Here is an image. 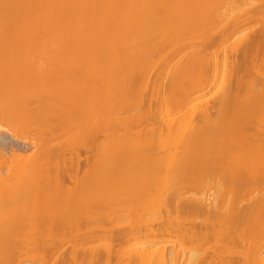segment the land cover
<instances>
[{"label":"bare ground","instance_id":"obj_1","mask_svg":"<svg viewBox=\"0 0 264 264\" xmlns=\"http://www.w3.org/2000/svg\"><path fill=\"white\" fill-rule=\"evenodd\" d=\"M249 1L0 0L2 149L29 145L39 125L50 134L37 153L0 151V264H47L45 248H27L39 222L26 230L47 214L87 220L95 238L124 215L119 264H264V28L251 32ZM70 147L97 157L78 181ZM41 177L59 191L53 206ZM20 203L43 211L27 219ZM105 234L62 263L112 264Z\"/></svg>","mask_w":264,"mask_h":264},{"label":"rangeland","instance_id":"obj_2","mask_svg":"<svg viewBox=\"0 0 264 264\" xmlns=\"http://www.w3.org/2000/svg\"><path fill=\"white\" fill-rule=\"evenodd\" d=\"M251 1V0H250ZM249 1V3H250V5H251V2ZM253 2H254V0H253ZM255 2L257 3H254L255 5H256V7H255V5H254V7H253V9L251 8V11L253 12V10L254 9H256V10H254V12L255 13H252V20L250 21V23H249V27H251V32H253V33H255V34H259V32H260V30L261 29H263L264 28V4H263V2L264 1H262L261 0V2H260V0H255ZM260 3V4H259ZM253 5H251V6H253ZM259 5H261V6H259ZM262 7V8H261ZM252 33V34H253ZM253 36H255V35H253ZM257 36V35H256ZM229 44H231V43H229ZM229 44L228 45H226V47L227 46H229ZM225 47V46H224ZM224 47H222V48H224ZM231 47V46H230ZM262 69H263V65H262ZM216 96H217V94H216V91H213V92H210L209 94H208V96H207V98L205 99V102H208V103H213L214 101H215V99H216ZM34 104V101H31V106H34L33 105ZM41 124V123H40ZM46 126V125H45ZM45 126H43V125H39L38 127H40V128H42V130H40V129H38V128H34L35 130H33V129H31V131L28 133V137H29V140H28V142H27V144H29V145H31V147L29 146V145H26V146H24V147H22V149H23V151H22V149L21 148H18V147H14L13 148V146H12V148H10V149H7V150H4V149H2V147H4L5 145L3 144V143H0V151H1V157H3V155H7V158H9L11 155H12V150H16L17 148H18V152H17V150H16V153H18L19 154V150H20V152L22 153V155H25V156H28V155H30V153H32V150H34L35 149V147H36V149H37V146L35 145V146H32L34 143H38L37 145H39V143L41 142V137H42V135H43V137L42 138H44V136H45V132H47V134H46V138H49L50 137V134H49V136H48V132H49V130H48V128L47 127H45ZM43 128H46V130L45 129H43ZM4 130H6V129H3V130H0V131H4ZM40 130V131H39ZM44 130V131H43ZM43 131V132H42ZM5 132H8L7 130L5 131ZM39 132V133H38ZM10 133V132H9ZM31 133V134H30ZM38 134H42L41 135V137H40V135H38ZM57 134V136L59 135L58 134V132L56 133ZM31 137V138H30ZM38 138H39V140H38ZM55 138V137H54ZM34 139V141H32ZM30 141H32V144H31V142ZM39 141V142H38ZM57 142H59V141H57ZM56 141L54 142V143H56V144H58ZM2 144V145H1ZM55 144V145H56ZM29 146V148H31L32 150H27V148L26 147H28ZM33 147H34V149H33ZM7 148V147H6ZM24 148H26V149H24ZM35 149V150H36ZM38 150V149H37ZM37 150H36V153H37ZM67 151H65L66 153L65 154H68L67 155V157L66 158H68V159H66L65 157H64V155L63 156H61L62 158H65L67 161L66 162H70L71 164L69 165V168H71L72 166H73V161H75L76 159H78L77 158V153H79V151H80V153H79V155H80V163L78 164V165H75V168H76V170H74L73 172H74V174H76V175H74L75 176V178L77 179V181L81 178H83L84 176H85V174L86 173H84V172H89L91 169H90V167L92 168V166H93V164L91 163L93 160V162H95V160L97 159V157H96V153H94V152H92V151H89V150H87L86 148H79V149H77L78 150V152H76L77 150H75V149H73L72 147H70V148H68V149H66ZM2 152H3V154H2ZM68 152V153H67ZM71 152H73V153H71ZM6 153V154H5ZM11 153V154H10ZM15 153V154H16ZM70 153V154H69ZM94 153V154H93ZM14 154V153H13ZM34 154V153H33ZM32 154V155H33ZM72 154H74V157L72 156V158H70V155H72ZM123 155H125L124 157H122ZM123 155H121V156H117L116 155V158H114L115 157V155H113V156H111V158H110V162H108V164L113 168V166L115 167L114 169H116V168H118V164H119V162H118V159H123V158H125L128 154H123ZM96 158H94V157ZM92 157L94 158V159H92ZM120 157H122V158H120ZM6 158V157H5ZM12 158V157H11ZM13 158H14V155H13ZM13 158H12V160H13ZM61 158V162L62 163H65V160H63ZM74 158H75V160H74ZM4 159V158H3ZM8 160V159H7ZM54 160H55V158H54ZM91 160V161H90ZM8 162V161H7ZM11 162V160L9 159V162L8 163H10ZM76 163H78V162H76L75 161V163L74 164H76ZM66 164H68V163H66ZM66 164H63L62 166L63 167H66ZM88 164L90 165V166H88ZM114 164V165H113ZM9 165H7V164H5V162L0 158V170L1 171H4V170H6L7 168L6 167H8ZM71 166V167H70ZM63 167H60L61 169L63 168ZM68 167V166H67ZM80 167V168H79ZM65 169V168H64ZM68 168H66V170H67ZM87 170V171H86ZM89 170V171H88ZM75 171H77L76 173H75ZM72 173V172H71ZM73 174V173H72ZM36 175H37V177H39L40 175H42V174H40L39 175V173H36ZM39 175V176H38ZM78 175H80V176H78ZM43 176V175H42ZM37 177H36V179H37ZM79 177V178H78ZM40 178V177H39ZM39 178H38V180H39ZM63 178H65V177H63ZM63 178H62V180H63ZM74 178V177H73ZM68 177H66L65 178V180H66V184H65V186H63L62 184H60L61 182V180L60 181H58V182H60L59 184L61 185L60 187L61 188H59L61 191H60V196H66V193L69 191V190H71L74 186V184H71L72 183V181H74L73 179H69ZM76 179H75V182H76ZM38 180H36V181H38ZM44 182V180H42V177H41V179H40V182H37V183H39L40 185L41 184H43V182ZM46 181V180H45ZM54 181V180H53ZM71 181V182H70ZM50 182V181H49ZM45 183L44 182V184H47L46 186H48V188H49V185L48 184H50V183ZM55 182V181H54ZM56 183V182H55ZM53 184L54 183H52L51 185L53 186ZM58 184V183H57ZM72 185V186H71ZM56 186V185H55ZM41 188V187H40ZM43 188H45V186L43 185ZM46 189H47V187H46ZM47 191H48V189H47ZM52 191H55V193H59V191L58 190H53V188L52 189H50L49 188V191L48 192H46L48 195H47V197H46V195H45V197H46V199H47V203H46V205L48 204L49 205V203L50 202H53L52 201V199L51 198H54L53 197V193L54 192H52ZM57 191V192H56ZM44 192H45V190H44ZM64 193H65V195H64ZM43 194H45V193H43ZM59 195V194H58ZM54 196H55V194H54ZM56 196H57V194H56ZM55 196V197H56ZM60 196H59V198H60ZM63 197H61L60 199H61V201L60 202H62V199H64L63 200V202H62V205L63 206H61V207H63L64 209L65 208H69L70 206H65V205H67L68 204V201H69V198H70V196H69V198L68 199H66L67 197H68V195L66 196V198H63ZM42 198V197H41ZM56 198H58V197H56ZM59 198L57 199V200H59ZM51 199V200H50ZM48 201H49V203H48ZM54 201H55V198H54ZM37 202H39V200H37ZM37 202L35 203V204H37ZM59 201H58V203H60ZM28 203H30V202H28ZM43 203V202H42ZM57 203V202H56ZM56 203H54V206H57V209H59V206L56 204ZM66 203V204H65ZM22 204H24V202L22 203ZM39 204V203H38ZM41 204V203H40ZM51 204V203H50ZM65 204V205H64ZM19 205V204H18ZM18 205H16V206H18ZM20 205H21V203H20ZM25 205V204H24ZM30 205L31 204H29V207H30ZM33 205V204H32ZM45 204H43L42 206H44ZM52 205V204H51ZM59 205H61V204H59ZM28 205H26V206H23V205H21V206H19V212H22L21 214H23L24 212H25V216H26V214H31V209H32V212H36V211H39L40 212V210H42L43 208L41 207V206H39V205H34V206H36L35 207V209L33 210V207L31 206V208H29L28 209V207H27ZM53 206V205H52ZM21 207V208H20ZM25 207L27 208V209H25ZM41 207V208H40ZM15 209H17L16 207H14ZM12 209V210H14V212H17V211H15V209ZM36 208H38V210L36 209ZM55 209H56V207H54ZM63 208H61V209H63ZM43 211V210H42ZM59 211H60V209H59ZM64 211V210H63ZM122 211H126V212H124L125 213V215L127 214V212H129L128 210H125V208H124V210H122ZM39 212H37L36 214H39L40 215V213ZM57 211H54V213H55V215L56 216H60V214H58V212L56 213ZM61 212H62V210H61ZM116 213H121V209H118V211H117V209H116V211H115ZM42 213H44V212H42ZM65 213H66V211H65ZM123 213V214H124ZM18 214V213H17ZM35 214V213H34ZM35 214V215H36ZM45 214V213H44ZM64 213H62V215L61 216H65V215H63ZM116 215V214H115ZM114 214H113V216L111 217V222H110V220L108 219V222L106 223L105 221L103 222V224L102 225H106V227L105 228H100V227H96V228H98V230H99V228H100V233H97V231L95 230L96 228L95 227H92L93 228V233H94V231L97 233V237L98 238H95V236H93V235H91L90 233V230H89V228L91 227H87V226H89V225H91V223H89V222H87V220H86V222H85V220L84 221H80V223L78 222V224H77V221L78 220H75V218L73 219L74 220V223H73V225H78L76 228L71 224L72 222H73V220H71V219H69L70 217L69 216H65L64 217V220L62 221H60V220H58L57 222L55 221H52L51 219H50V216H49V214H47L46 216L45 215H41V217H40V221H38V217H37V215H36V217H37V220H35L36 219V217L35 216H33V214H32V216L33 217H35V218H33V220H31L30 218H29V220L30 221H27L28 223V225H29V227L27 228L26 227V230L28 231L30 228H33V230L36 228V231L34 230V232L37 234V239L35 240V239H33L34 241H32V242H29V244H28V247L27 248H45L44 249V254H45V257H46V261H47V264H63L62 262H64V260H66V257L68 256V254L70 253V251L72 250V248H89L91 245H89V243L88 242H90V241H92L93 243V245H94V243H96L97 242V240L98 241H100L99 243H97V244H95V245H97V246H100V248H102V246H103V244H102V240L103 239H105L104 238V236L106 235L105 233H113V248H114V253H113V255H112V264H119V260H118V256H117V252L121 249V248H124V247H126V248H130V246L129 245H127L128 243L126 242V241H124V238L122 237V235H124V234H122V233H124V232H129V229L127 228L128 226V224L127 223H129V221H126V223H123L122 222V220L121 219H123L125 216L124 215H122V216H120L121 217V219H119L118 220V218H116L117 220H115L114 219V221H113V218H114V216H115ZM21 216V215H20ZM42 216H43V218H42ZM124 216V217H123ZM24 217V216H23ZM28 216H26V218H27ZM31 217V216H30ZM118 217V216H117ZM123 217V218H122ZM126 217H128V214H127V216ZM26 218H22V220H24V222H26ZM68 220H67V219ZM73 218V217H72ZM28 219V218H27ZM45 220L44 222H41L42 220ZM66 220V221H65ZM121 220V221H120ZM35 221H37L36 223H38L39 222V224H36V225H38V227H36V225H35V228L33 227L34 226V224H35ZM70 221H72V222H69ZM107 221V220H106ZM66 222H67V224H66ZM83 222H85V223H88V225L87 226H82L83 224L84 225H86L85 223H83ZM110 222V223H109ZM21 223H23L22 221H21ZM57 223H63V224H65V226L63 225V224H57ZM83 223V224H82ZM52 224H54V225H56V226H54V225H52ZM156 224V223H155ZM22 225V224H21ZM24 225V224H23ZM46 226L45 228L44 227H42V226ZM58 225H60V227L58 226ZM67 225V226H66ZM70 225H72L74 228V230L72 229V231H71V229L69 228V230H67V228L68 227H71ZM81 225V228L79 227ZM48 226V227H47ZM55 228H54V227ZM93 226V225H92ZM22 227V226H21ZM40 227H42V230L44 231V229H48V230H46V231H44V232H42L41 231V229L40 230H38ZM62 227V228H61ZM63 227L65 228L64 230H63ZM78 227H79V229H78ZM101 227H103V226H101ZM20 228V227H19ZM25 228V227H24ZM59 228V229H58ZM63 230V232H60L59 230H61V229ZM130 228V227H129ZM21 229V228H20ZM23 229V228H22ZM50 229V230H49ZM55 229V230H54ZM91 229V228H90ZM128 229V231H126ZM19 230V229H18ZM22 231H24V230H22ZM51 231H53V232H51ZM56 231H57V233H56ZM59 231V232H58ZM78 231V232H77ZM49 232L51 233V234H53V236L50 234V235H48L49 234ZM90 232V233H89ZM29 233H32V231L30 232L29 231ZM35 233H33L34 235H35ZM78 234V235H77ZM105 234V235H104ZM122 234V235H121ZM91 235V236H90ZM110 235V234H109ZM112 235V234H111ZM110 235V236H111ZM121 235V236H120ZM49 236V237H48ZM62 236L64 237V238H62ZM109 236V237H110ZM92 238V237H94L93 238V240L91 239H89V238ZM174 237V236H173ZM85 238H88V239H85ZM165 238H167V237H165ZM172 238V237H171ZM171 238H169L168 240V243L170 242H173V241H175V240H172L171 241ZM97 239V240H96ZM108 239V236H106V240ZM162 238H160V240H161ZM176 239V238H175ZM105 240V241H106ZM166 241H167V239H165ZM162 241V240H161ZM163 241H164V239H163ZM166 241H164L165 243H166ZM159 242V241H158ZM127 243V244H126ZM130 243H132V242H130ZM214 242H211V243H209L210 245L211 244H213ZM91 244V243H90ZM106 244V243H105ZM167 244V243H166ZM173 244H175V243H173ZM209 244H207V245H209ZM92 245V246H93ZM127 246H129V247H127ZM170 246H171V244H170ZM104 247V246H103ZM212 247V246H211ZM213 248V247H212ZM65 258V259H64ZM79 264H86V263H84V262H80Z\"/></svg>","mask_w":264,"mask_h":264}]
</instances>
